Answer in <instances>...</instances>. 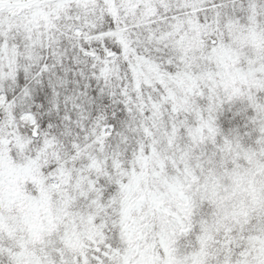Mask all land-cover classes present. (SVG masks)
Segmentation results:
<instances>
[{
	"label": "snow or ice",
	"instance_id": "snow-or-ice-1",
	"mask_svg": "<svg viewBox=\"0 0 264 264\" xmlns=\"http://www.w3.org/2000/svg\"><path fill=\"white\" fill-rule=\"evenodd\" d=\"M0 264H264V0H0Z\"/></svg>",
	"mask_w": 264,
	"mask_h": 264
}]
</instances>
